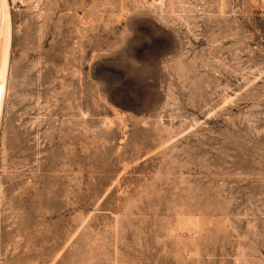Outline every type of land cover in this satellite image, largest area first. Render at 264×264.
Masks as SVG:
<instances>
[{"label":"rangeland","instance_id":"rangeland-1","mask_svg":"<svg viewBox=\"0 0 264 264\" xmlns=\"http://www.w3.org/2000/svg\"><path fill=\"white\" fill-rule=\"evenodd\" d=\"M0 264H264V0H7Z\"/></svg>","mask_w":264,"mask_h":264},{"label":"bare ground","instance_id":"bare-ground-1","mask_svg":"<svg viewBox=\"0 0 264 264\" xmlns=\"http://www.w3.org/2000/svg\"><path fill=\"white\" fill-rule=\"evenodd\" d=\"M7 0H0V111L4 108L10 68L11 26Z\"/></svg>","mask_w":264,"mask_h":264}]
</instances>
